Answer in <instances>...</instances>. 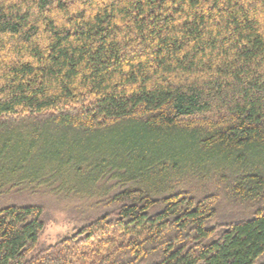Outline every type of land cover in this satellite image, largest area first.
Segmentation results:
<instances>
[{
    "label": "trees",
    "instance_id": "trees-1",
    "mask_svg": "<svg viewBox=\"0 0 264 264\" xmlns=\"http://www.w3.org/2000/svg\"><path fill=\"white\" fill-rule=\"evenodd\" d=\"M0 264H264V0H0Z\"/></svg>",
    "mask_w": 264,
    "mask_h": 264
},
{
    "label": "rangeland",
    "instance_id": "rangeland-1",
    "mask_svg": "<svg viewBox=\"0 0 264 264\" xmlns=\"http://www.w3.org/2000/svg\"><path fill=\"white\" fill-rule=\"evenodd\" d=\"M45 199V198H44ZM48 205V222L46 229L43 231L40 237L41 244H49L55 242L59 236L67 234L70 232L72 226H74L73 221L66 211L67 208L63 204H56L51 200ZM226 203L221 205V211L232 216H238V213L235 210L230 208Z\"/></svg>",
    "mask_w": 264,
    "mask_h": 264
}]
</instances>
